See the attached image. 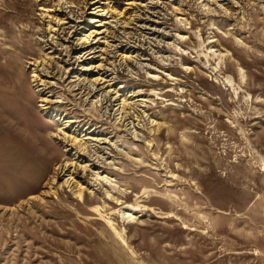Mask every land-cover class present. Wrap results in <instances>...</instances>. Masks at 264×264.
Masks as SVG:
<instances>
[{
  "label": "rangeland",
  "instance_id": "rangeland-1",
  "mask_svg": "<svg viewBox=\"0 0 264 264\" xmlns=\"http://www.w3.org/2000/svg\"><path fill=\"white\" fill-rule=\"evenodd\" d=\"M0 264H264V0H0Z\"/></svg>",
  "mask_w": 264,
  "mask_h": 264
},
{
  "label": "bare ground",
  "instance_id": "bare-ground-1",
  "mask_svg": "<svg viewBox=\"0 0 264 264\" xmlns=\"http://www.w3.org/2000/svg\"><path fill=\"white\" fill-rule=\"evenodd\" d=\"M154 6V5H153ZM155 15H156V13H155ZM89 47V46H88ZM86 59L84 58V61H85ZM94 82V81H93ZM97 85H98V83H96V81L93 83V89L94 90H96V89H98L97 88ZM92 88V87H91ZM102 93V92H101ZM94 95V94H93ZM109 96V95H108ZM108 96H107V98H108ZM111 96V95H110ZM103 97V96H102ZM108 101H110V100H108ZM109 103V102H108ZM111 103V102H110ZM105 104V103H104ZM107 104V103H106ZM110 105V104H109ZM112 105V104H111ZM105 107V106H104ZM110 109V108H109ZM107 112V111H106ZM127 123V122H126ZM97 141V140H96ZM100 143V142H99Z\"/></svg>",
  "mask_w": 264,
  "mask_h": 264
}]
</instances>
